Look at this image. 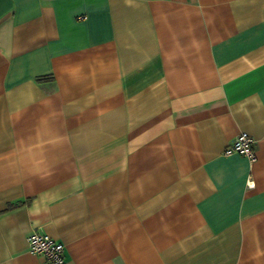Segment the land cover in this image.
<instances>
[{"label": "crops", "instance_id": "1", "mask_svg": "<svg viewBox=\"0 0 264 264\" xmlns=\"http://www.w3.org/2000/svg\"><path fill=\"white\" fill-rule=\"evenodd\" d=\"M32 232L69 264H264V0H0V264H48Z\"/></svg>", "mask_w": 264, "mask_h": 264}, {"label": "built area", "instance_id": "2", "mask_svg": "<svg viewBox=\"0 0 264 264\" xmlns=\"http://www.w3.org/2000/svg\"><path fill=\"white\" fill-rule=\"evenodd\" d=\"M251 146V137L246 133H241L231 145L225 148L224 155L237 153L246 157L250 163H253L256 158ZM26 242L28 252L43 257L48 264H69L65 257L64 245L61 242L38 232L29 234Z\"/></svg>", "mask_w": 264, "mask_h": 264}]
</instances>
